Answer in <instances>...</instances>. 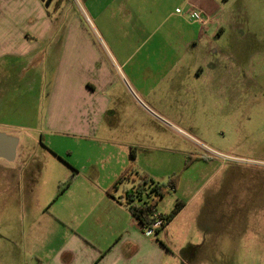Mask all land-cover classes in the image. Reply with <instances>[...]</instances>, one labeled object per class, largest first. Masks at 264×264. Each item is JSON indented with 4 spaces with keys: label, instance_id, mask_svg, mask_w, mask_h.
Listing matches in <instances>:
<instances>
[{
    "label": "rangeland",
    "instance_id": "374dc122",
    "mask_svg": "<svg viewBox=\"0 0 264 264\" xmlns=\"http://www.w3.org/2000/svg\"><path fill=\"white\" fill-rule=\"evenodd\" d=\"M41 1L4 2L7 13L17 11L18 35L9 30L11 19L0 21L3 57L40 41L46 76L39 102L24 98L26 111L4 120L24 126L10 131L20 138L17 156L24 163L0 159V176L33 173L42 182L34 183L33 197L44 200L59 157L73 166L115 150L106 138L133 143L158 183H182L157 206L168 215L179 200L186 203L153 231L168 247L164 264H264V0H206L205 7L216 9L202 13L205 26L194 21L187 0H118L107 11V0H57L49 8ZM25 33L35 39L27 41ZM213 75L227 78L225 106L208 89L217 83L203 79ZM161 77L169 81L156 83ZM97 78L104 82L99 92ZM71 80L90 82L93 96L78 90L61 98L59 82L72 89ZM102 96L108 106L101 120L93 118L103 125L97 140L78 136L81 111L94 99L101 106ZM199 173V185L187 187ZM30 195L18 192L26 204ZM13 196L0 195V239L23 230Z\"/></svg>",
    "mask_w": 264,
    "mask_h": 264
},
{
    "label": "crops",
    "instance_id": "0c3cea01",
    "mask_svg": "<svg viewBox=\"0 0 264 264\" xmlns=\"http://www.w3.org/2000/svg\"><path fill=\"white\" fill-rule=\"evenodd\" d=\"M7 1L0 0V21L11 19L9 30L16 32L17 27H12V21L17 19L14 18L17 11L13 12L12 10L7 13V4L4 6V2ZM54 1L52 4H56L57 0ZM117 1L107 0V5L103 8L104 11L110 10ZM205 1L187 0L190 6L189 11L196 8L206 14L213 13L216 8L205 7L203 5ZM59 2H64V0ZM127 2L133 4L134 0H127ZM41 3L44 6V2L41 1ZM16 35H18L17 32ZM24 36L27 37V41L35 39L31 33H25ZM42 36H46V33ZM0 52V132L17 137L10 131L15 132L24 126L7 123L4 120H6V116L23 114L26 111V107L22 103L24 98L32 97L36 104L39 102L42 81L46 76L44 73L46 50L41 47L40 41L34 40L32 44L29 42L26 44V50L20 55L14 56L12 53V57H3L1 45ZM98 63L95 62L97 69L99 68ZM179 63L175 62L172 65L176 66ZM157 64L159 67H164L163 65L169 63L158 62ZM20 69L24 70V73L26 72V77L17 76ZM61 75L60 68L59 76ZM203 79L207 82L212 80L217 83L213 87L214 90L211 87L208 89L213 91L215 97L221 98L219 100L225 106L226 76L213 75L209 78L203 77ZM71 81L72 89L66 87L67 83L64 81L59 82V87L56 90L61 98L64 94L76 93L78 90H81L80 93H83L84 96H93L94 92L87 88L90 82ZM158 81L166 82L169 79L167 77L156 78V83ZM175 82L176 80L173 81V84ZM92 83L96 84L98 92L99 85L104 84L98 78L93 79ZM99 98H101V106L97 103V99H94L92 105L88 109H83L78 117L80 119L77 122L79 125L77 135L87 140H97L99 132L103 128L102 123L95 125L93 119L96 116V119L101 120V116L106 112L104 109L108 106L105 97ZM45 124L46 127L49 125L47 117L44 121ZM106 144L114 145L116 149L109 150L107 155L102 158H86L85 161L78 162L73 166L65 165L60 157L55 156L58 158L56 160H60L59 162L62 164L58 165L59 173L52 174L47 178L49 186L47 191L43 192L46 194L44 200L42 197L36 200L33 197L34 183L37 182L38 185L42 183L33 173L24 172L0 176V195L5 192L15 194L13 197L16 198V222L20 221L23 225L20 236L18 233L12 239L1 237L0 264H164L168 247L165 249L158 242L153 231L144 228L134 218L128 207L116 199L123 195L124 186L114 189L115 182L120 177L129 175L128 173L131 174L132 181L125 184L127 187L137 184L140 174H147L156 182L157 176L146 172L139 153H134L135 161L132 159V149L136 144L123 146L111 137L106 138ZM202 160L204 159L202 158L199 162ZM15 161L17 164H23L24 158L17 156ZM203 177L204 174L201 173L193 176L186 186L195 187ZM70 179H72L70 184L59 194L60 187ZM184 186L185 184L182 186L183 189ZM29 190L32 194L30 195L32 201H30L31 204H26L25 197H19L18 192L23 194ZM35 202L37 203L35 204ZM19 212L21 213L20 217ZM159 214L162 213L159 212Z\"/></svg>",
    "mask_w": 264,
    "mask_h": 264
},
{
    "label": "trees",
    "instance_id": "16d2710c",
    "mask_svg": "<svg viewBox=\"0 0 264 264\" xmlns=\"http://www.w3.org/2000/svg\"><path fill=\"white\" fill-rule=\"evenodd\" d=\"M135 150V148L132 149V159L134 161L136 158L134 154ZM201 159L202 157H197L196 160ZM204 160L207 162L211 161L210 159L206 158H204ZM128 174L129 175L120 177L114 184V189H119L120 187L124 186L123 195L116 199L128 207L134 218L137 219L144 228H154L158 221L155 216L158 215L163 223L160 227L155 229V232H160L162 228L172 222V220L183 210L186 205L184 201L179 200L175 208L168 215L159 214L157 209L160 199L164 198L169 190L177 191L179 189L180 182H178V179H174L171 180L169 184L163 185L156 182L147 174H140L139 182L127 187L125 184H128L132 181V177H130L131 174ZM71 180L72 179L60 187L59 194L65 190V188L70 184Z\"/></svg>",
    "mask_w": 264,
    "mask_h": 264
},
{
    "label": "water",
    "instance_id": "95a60500",
    "mask_svg": "<svg viewBox=\"0 0 264 264\" xmlns=\"http://www.w3.org/2000/svg\"><path fill=\"white\" fill-rule=\"evenodd\" d=\"M46 8L50 7L52 0H42ZM20 139L16 136L9 135L6 132H0V159L8 162H14L17 158V152Z\"/></svg>",
    "mask_w": 264,
    "mask_h": 264
},
{
    "label": "built area",
    "instance_id": "2783aa9c",
    "mask_svg": "<svg viewBox=\"0 0 264 264\" xmlns=\"http://www.w3.org/2000/svg\"><path fill=\"white\" fill-rule=\"evenodd\" d=\"M190 11L193 17H195V20H194L195 22L201 24L202 26H205L208 24V19L202 14L203 12L201 10L193 8ZM155 217L158 219L157 224L154 226V228H151V229L147 228L151 231H154L157 227H160L163 223V221L159 218L158 215H156Z\"/></svg>",
    "mask_w": 264,
    "mask_h": 264
},
{
    "label": "flooded vegetation",
    "instance_id": "af4514ba",
    "mask_svg": "<svg viewBox=\"0 0 264 264\" xmlns=\"http://www.w3.org/2000/svg\"><path fill=\"white\" fill-rule=\"evenodd\" d=\"M53 2H54V0H52L51 4H52ZM44 4H45V3H44ZM51 4H50V5H51ZM225 103H226V101H225Z\"/></svg>",
    "mask_w": 264,
    "mask_h": 264
}]
</instances>
